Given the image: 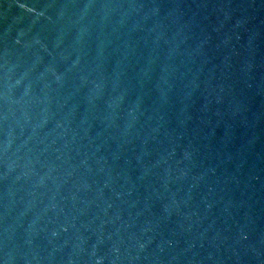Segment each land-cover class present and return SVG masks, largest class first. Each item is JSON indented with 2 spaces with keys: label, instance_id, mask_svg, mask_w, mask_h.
Segmentation results:
<instances>
[{
  "label": "water",
  "instance_id": "obj_1",
  "mask_svg": "<svg viewBox=\"0 0 264 264\" xmlns=\"http://www.w3.org/2000/svg\"><path fill=\"white\" fill-rule=\"evenodd\" d=\"M0 264H264V0H0Z\"/></svg>",
  "mask_w": 264,
  "mask_h": 264
}]
</instances>
